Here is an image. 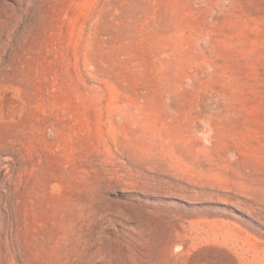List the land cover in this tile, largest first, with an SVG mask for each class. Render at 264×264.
<instances>
[{"label": "rangeland", "instance_id": "1", "mask_svg": "<svg viewBox=\"0 0 264 264\" xmlns=\"http://www.w3.org/2000/svg\"><path fill=\"white\" fill-rule=\"evenodd\" d=\"M0 264H264V0H0Z\"/></svg>", "mask_w": 264, "mask_h": 264}]
</instances>
